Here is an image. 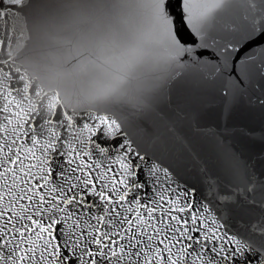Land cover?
I'll return each mask as SVG.
<instances>
[{"label": "snow or ice", "instance_id": "obj_1", "mask_svg": "<svg viewBox=\"0 0 264 264\" xmlns=\"http://www.w3.org/2000/svg\"><path fill=\"white\" fill-rule=\"evenodd\" d=\"M0 264H264V0H0Z\"/></svg>", "mask_w": 264, "mask_h": 264}, {"label": "water", "instance_id": "obj_2", "mask_svg": "<svg viewBox=\"0 0 264 264\" xmlns=\"http://www.w3.org/2000/svg\"><path fill=\"white\" fill-rule=\"evenodd\" d=\"M173 97L191 98L192 91L183 81H177L170 85ZM196 102L201 104L207 111L214 112L219 115L222 112L223 101L218 96L211 94H199L196 96ZM256 130V136L260 135V125L258 121L252 123Z\"/></svg>", "mask_w": 264, "mask_h": 264}]
</instances>
